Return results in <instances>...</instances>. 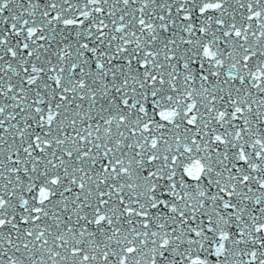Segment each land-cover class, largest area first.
<instances>
[{"label":"snow or ice","instance_id":"1","mask_svg":"<svg viewBox=\"0 0 264 264\" xmlns=\"http://www.w3.org/2000/svg\"><path fill=\"white\" fill-rule=\"evenodd\" d=\"M0 264H264V0H0Z\"/></svg>","mask_w":264,"mask_h":264}]
</instances>
